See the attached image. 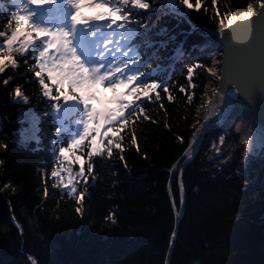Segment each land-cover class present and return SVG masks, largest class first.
Wrapping results in <instances>:
<instances>
[{
    "label": "trees",
    "instance_id": "obj_1",
    "mask_svg": "<svg viewBox=\"0 0 264 264\" xmlns=\"http://www.w3.org/2000/svg\"><path fill=\"white\" fill-rule=\"evenodd\" d=\"M127 1L130 21L140 22L137 14L146 11L151 17V45L146 54L139 51V59L155 52L127 93L126 103L139 108L127 124L116 122L107 135L110 126L105 125L96 146L103 149L102 155L92 153L97 131L72 148L79 138L76 117L56 114V102L43 95L30 70L35 61L14 54L20 67L9 66L0 74V264H28L29 256L38 264L166 261L175 228L167 185L178 211L177 179L183 160L173 167L207 114L203 99L210 96L215 78L217 34L221 23L224 28L232 24L258 0H189L191 9L174 0L176 13L166 14L156 0H144L147 9ZM16 12L12 0H0V33L11 34L7 26ZM4 39L0 36V44ZM188 68L193 69L191 82ZM46 82L57 95L51 80ZM152 82L167 85L169 91L160 87L147 97L142 89L135 91L141 83ZM25 115L39 119L37 135L29 142L20 139L28 124L21 121ZM255 126L251 112L236 108L226 119L220 117V125L209 129L198 144L195 158L181 175L184 212L167 264H264V149L257 159L244 152V141ZM61 127L64 133L58 135ZM62 148L73 157V165L59 155ZM89 163L94 164L92 174ZM81 164L87 184L77 175ZM73 185L77 194L84 192L79 204L67 194Z\"/></svg>",
    "mask_w": 264,
    "mask_h": 264
},
{
    "label": "snow or ice",
    "instance_id": "obj_2",
    "mask_svg": "<svg viewBox=\"0 0 264 264\" xmlns=\"http://www.w3.org/2000/svg\"><path fill=\"white\" fill-rule=\"evenodd\" d=\"M13 2L18 4L20 14L14 15L12 17L13 23H9L7 26L8 29L12 30L10 35L7 32L0 33V36L5 37L3 43L0 44V74H3L9 66L13 68L20 67L14 54H19L21 58L27 57L30 61H35L34 65H29L30 70L43 88V95L56 102L55 108L57 111L62 107L60 104L61 99L65 104L73 101L79 107L82 105L80 109L84 115L80 123L83 127V134L74 140L72 148L80 145L84 139L89 137L91 132L99 131V128L104 124L110 126L104 135L112 132L118 121L127 124L139 106L132 107L130 103H122L117 100V109L101 113L94 107L93 101L97 100L94 93L97 87H103L107 84L115 92L120 87L128 89L129 85L137 78V75H130L129 72L122 70L129 65L128 53L122 50V42L127 34V24L130 22L129 15L123 12L121 8L113 7L109 0H88L87 3L86 0H66L68 7L73 10L69 17L71 30H66L63 26H57L59 21L48 14V10L57 5L59 0H13ZM130 2L135 8L147 9L149 7V4L144 0H130ZM180 3L186 5L189 9L192 8L189 0H180ZM82 5L88 8H99L102 11L95 16L84 17L81 14ZM257 16L264 19V4L261 5L259 11L254 10L249 5L245 15L234 18L230 23H236L237 19L248 21L250 17ZM118 21L121 23H118ZM25 25H27V28H25ZM236 26L246 27L243 23L236 24ZM78 29L81 31L88 29L98 33L102 37L101 46L98 49L94 48L87 34L77 35ZM121 29L124 31H120ZM229 30L225 31L223 23H221L219 35L224 38ZM239 38L236 37L235 40ZM111 45H114V47H111ZM117 54H119V58ZM226 64L227 61L225 60V69ZM192 75L193 69L188 68L189 82H191ZM48 79L58 90V95H53V89L46 82ZM3 84L8 85L9 80H3ZM160 87H163L165 92L169 91L167 85L161 86L157 82L141 83L140 88L135 89V91L140 92L142 89L143 95L147 97L149 91H154ZM180 91H185L183 86L180 87ZM222 92L223 81L221 84ZM240 95H245V93L240 92ZM15 96L17 98L21 97L19 87L15 90ZM234 96L235 94H232L227 101L223 94L218 97L223 105L218 113L222 120L226 119L233 110L230 101ZM157 99H159V96H157ZM188 99L191 100L192 96L189 95ZM24 102L27 103V98ZM129 108L131 110L125 115V110ZM147 118L145 117V119ZM93 124L96 125L95 128H93ZM239 130L237 128V131ZM221 142H223L222 138ZM107 143L108 156L111 157L113 141L110 139ZM132 143H136L135 137L132 138ZM244 143L247 144L248 141L245 140ZM101 144H103V141H101ZM115 147L119 148L120 144L116 143ZM65 151L62 148L59 155L63 157ZM102 151V148L99 151L97 150L95 140H93L92 153L102 155ZM0 163H3V161H0ZM87 171L92 174L94 164L89 163ZM52 175L55 177L58 176V173L53 172ZM77 175L83 178L84 183L87 184L83 164H81ZM56 186L59 187L60 185L57 184ZM65 187H67V184ZM84 191H87V189ZM67 194L72 196L77 204L84 196V192L77 194L74 185L68 188ZM76 210L79 211V208ZM27 260L28 264H38V260L32 256L27 257Z\"/></svg>",
    "mask_w": 264,
    "mask_h": 264
},
{
    "label": "water",
    "instance_id": "obj_3",
    "mask_svg": "<svg viewBox=\"0 0 264 264\" xmlns=\"http://www.w3.org/2000/svg\"><path fill=\"white\" fill-rule=\"evenodd\" d=\"M262 4H264V0H260L257 11H259ZM239 23L245 24L246 27H237L236 24ZM227 30H229V33L224 38L218 35L221 46L217 63L218 77L215 80L214 93L209 102L208 114L197 127L193 141L190 144L191 147H188L181 157V159L184 158V161L177 181L179 192L178 211L175 210L172 203L170 185H167V194L171 202L175 228L170 238L164 264H167L174 243L177 223L184 212L185 194L181 185L182 171L195 157L198 144L207 130L216 128L219 125L218 113L223 105L218 97L221 94L225 96L226 101L232 94H235L230 101L233 109H246L255 118L256 130L245 145L246 157L256 159L264 149V19L257 16L250 17L248 21L237 20L236 23L225 28V31ZM236 37L240 38L235 40ZM225 60L227 61L226 69L224 66ZM222 81L223 92L221 93ZM240 92H244L245 95H240ZM11 221L15 223L12 218Z\"/></svg>",
    "mask_w": 264,
    "mask_h": 264
},
{
    "label": "rangeland",
    "instance_id": "obj_4",
    "mask_svg": "<svg viewBox=\"0 0 264 264\" xmlns=\"http://www.w3.org/2000/svg\"><path fill=\"white\" fill-rule=\"evenodd\" d=\"M110 4H112L113 0H109ZM87 3V2H86ZM257 5H258V2L254 3L253 5V9L256 10L257 8ZM57 5H55L54 7H57ZM170 6L171 7H174L172 3H170ZM70 8H68L69 10ZM102 10H97L95 8H88L86 6H81V14L82 16L84 17H92V16H95L97 14H99V12H101ZM68 14V13H67ZM143 18H144V22L145 24H141V29L140 31L143 32V34L141 35V39L142 38H146L148 37L151 33V31H146L148 29V27H150V24H151V17L148 15V13H145L143 15ZM67 26L64 25L61 21L58 22L57 26H63L66 30H71V25H70V21H67ZM27 27V25H25V28ZM85 29H83L82 31H84ZM81 30H77V35L80 36ZM89 39V38H88ZM96 38L95 37H92V40H95ZM90 40V39H89ZM219 57V56H218ZM218 57L216 59H218ZM216 67V70H215V78L213 79V81L211 82L210 86H209V93H210V96H205V98L203 99V103L205 104L206 102H209L210 100V97L212 95V93L214 92V87H215V80L217 78V71H218V68H217V64L215 65ZM102 88V87H101ZM122 92H123V89L122 88H117L115 90V93L118 94V95H122ZM94 93L96 94L95 90H94ZM104 93V92H103ZM97 96V99L100 100V102H103V94H99L97 93L96 94ZM71 109H74L71 104H66L63 108H62V112H67ZM108 110V107L107 105H105L104 107V112H106ZM60 111V112H61ZM25 118L29 121V126L28 128L25 127V131L23 132L22 136H21V142H27L31 137H35V130L37 129L38 127V117H34V115H26ZM23 119V118H22ZM24 127V126H23ZM67 161H71L69 157H67Z\"/></svg>",
    "mask_w": 264,
    "mask_h": 264
},
{
    "label": "bare ground",
    "instance_id": "obj_5",
    "mask_svg": "<svg viewBox=\"0 0 264 264\" xmlns=\"http://www.w3.org/2000/svg\"><path fill=\"white\" fill-rule=\"evenodd\" d=\"M61 16L60 14L57 15V17Z\"/></svg>",
    "mask_w": 264,
    "mask_h": 264
}]
</instances>
